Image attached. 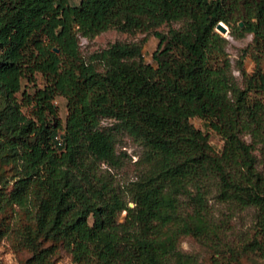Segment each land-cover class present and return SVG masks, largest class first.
<instances>
[{
	"label": "trees",
	"instance_id": "obj_1",
	"mask_svg": "<svg viewBox=\"0 0 264 264\" xmlns=\"http://www.w3.org/2000/svg\"><path fill=\"white\" fill-rule=\"evenodd\" d=\"M218 21L234 38L251 34L243 49L252 70L235 61L241 84ZM171 22L179 25L155 29ZM108 28L152 31L162 45L156 66L142 59L141 42L82 56L78 36ZM263 55L264 0H0V156L16 167L4 199L35 207L23 264L50 253L46 239L89 264H198L177 241L216 235L203 211L210 186L219 201L255 209L241 250L255 253L249 264H264V172L253 153L264 134ZM56 95L65 99L63 123ZM191 116L220 136L219 151ZM103 117L112 124L100 126ZM117 131L144 147L143 169L122 188L100 167L118 164Z\"/></svg>",
	"mask_w": 264,
	"mask_h": 264
},
{
	"label": "rangeland",
	"instance_id": "obj_2",
	"mask_svg": "<svg viewBox=\"0 0 264 264\" xmlns=\"http://www.w3.org/2000/svg\"><path fill=\"white\" fill-rule=\"evenodd\" d=\"M76 1L69 0L70 3ZM222 23L229 30L228 26L224 22ZM178 25L179 22H171L161 24L155 29L165 32L168 26L176 27ZM219 33L227 39L225 49L230 61V69L237 83L241 84V75L236 69L235 61L241 57L245 71L250 72L252 70L253 62L248 51L243 49L250 42L251 34L246 33L242 37L234 38L228 31ZM114 41L141 42L142 59L152 66H156L152 53L154 51L158 53L162 45L157 46L158 38L152 34V31L148 30L118 31L114 28H108L91 38L78 36L79 52L82 56L87 57L93 50L100 49ZM261 68L264 71V55L261 59ZM41 84V76L39 73H35V85ZM20 88L28 92L33 89L31 83L24 79H21ZM16 96L19 94L17 93ZM53 102L57 108V116L63 123L66 113L65 99L61 95H56ZM23 110L25 111V108ZM112 122L113 119L103 117L100 119L99 125L106 127ZM189 122L206 134L212 150H220L222 139L201 118L191 116ZM241 135L247 142H250L248 133ZM253 146L256 167L264 172V134L263 140L254 143ZM114 150L119 158L118 164L110 167L101 163L100 167L101 169L106 168L112 177L113 184L122 188L128 181L135 179L143 169L144 163L140 158L144 147L139 139L123 131H117L115 132ZM15 168L14 162L0 156V264H23L31 254L30 248L24 244V235L27 227L33 224L32 216L35 211V207L32 206L33 199H29L30 201L24 207L8 203L4 199L11 187ZM214 192V187L210 186L209 192L205 196L203 211L208 221L215 226L216 235L199 238L189 234L181 235L177 241V248L182 252L191 254L198 264H249L255 253L242 252L241 246L253 234L255 209L251 206L238 207L227 201H219ZM130 203L128 204L131 205ZM122 215L123 212L119 215L120 219ZM89 221H91V217H89ZM41 244L49 246L51 251L38 264H89L73 260L58 240L46 239L41 241Z\"/></svg>",
	"mask_w": 264,
	"mask_h": 264
},
{
	"label": "water",
	"instance_id": "obj_3",
	"mask_svg": "<svg viewBox=\"0 0 264 264\" xmlns=\"http://www.w3.org/2000/svg\"><path fill=\"white\" fill-rule=\"evenodd\" d=\"M239 24H241V22H239ZM215 29L219 32H227V28L226 26L222 23V21H218L216 24H215ZM54 50H56V48H53ZM131 204V203H130Z\"/></svg>",
	"mask_w": 264,
	"mask_h": 264
}]
</instances>
